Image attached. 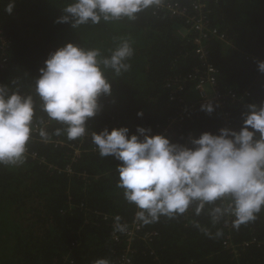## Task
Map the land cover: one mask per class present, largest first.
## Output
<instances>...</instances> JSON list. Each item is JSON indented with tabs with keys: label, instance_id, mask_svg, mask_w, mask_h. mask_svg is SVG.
<instances>
[{
	"label": "trees",
	"instance_id": "obj_1",
	"mask_svg": "<svg viewBox=\"0 0 264 264\" xmlns=\"http://www.w3.org/2000/svg\"><path fill=\"white\" fill-rule=\"evenodd\" d=\"M175 1L183 6L190 3ZM203 1L211 25L233 43V48L220 43L210 46L219 85L237 96L248 94L229 106L239 131L245 105L264 102V74L256 65L264 60V0ZM9 2L0 0V30L9 41L8 65L0 73V85L22 96L32 95L36 104L33 124L48 120L44 130L49 139L59 138L65 145L49 144L39 130L32 133L27 146L36 158L27 156L24 164L14 167L0 165V264H94L97 259L118 264L127 244L125 239H111L110 223L117 216L123 224L130 223L137 208L116 187L120 162L91 150L95 146L91 132L127 127L130 134H136L138 126L165 124L175 111L177 100L171 97L177 82L199 65L189 54L192 44L180 35L181 19L154 12L153 7L134 21L73 29L70 24L55 23L71 0H14L11 15L5 12ZM121 38L132 43L131 67L119 76L111 69L105 71L112 94L100 97L101 110L87 121V134L75 140L63 132L55 135L62 125L48 119L35 94V79L44 61L67 43L98 48L102 56H108ZM194 98L190 93L188 99ZM138 112H143L142 118ZM219 125L217 109L209 115L194 107L191 119L166 137L191 146L189 140L203 132L218 134ZM72 148L82 151L75 160ZM194 208L175 219L161 217L156 223L141 225L143 235L155 236L149 242L133 241L128 252L131 264H264V211L254 222L238 228L232 224L228 230L227 217L213 225L207 208L199 216ZM228 232L236 255L223 247ZM253 239L254 243L242 246Z\"/></svg>",
	"mask_w": 264,
	"mask_h": 264
},
{
	"label": "clouds",
	"instance_id": "obj_2",
	"mask_svg": "<svg viewBox=\"0 0 264 264\" xmlns=\"http://www.w3.org/2000/svg\"><path fill=\"white\" fill-rule=\"evenodd\" d=\"M160 2L71 0L55 23L76 29L122 19L134 21L139 13ZM14 7L11 0L5 12L11 15ZM133 55L132 43L126 38H121L108 56H102L98 48L85 49L73 43L49 54L35 79V94L48 119L62 125L55 135L63 132L75 140L87 134V121L101 110L100 97L112 94L105 71L111 69L117 76L127 72ZM256 65L264 74V60ZM35 108L32 95L22 96L0 85V165L24 164L34 131ZM201 111L210 115L215 108L209 101L201 105ZM137 116L142 118L143 112ZM242 121L239 131L223 127L218 134L203 132L189 140L191 146L172 143L166 136L153 135L150 128L139 126L136 134H130L127 127L105 128L99 134L91 132V139L102 158L120 162L116 165V187L136 206L135 219L141 225L156 223L161 217L175 219L194 205L197 216L208 209L213 225L232 217L233 226L238 228L254 222L264 211V102L246 104ZM39 136L50 140L44 129ZM115 219L116 230L124 232L121 218ZM94 264L110 261L97 259Z\"/></svg>",
	"mask_w": 264,
	"mask_h": 264
},
{
	"label": "built area",
	"instance_id": "obj_3",
	"mask_svg": "<svg viewBox=\"0 0 264 264\" xmlns=\"http://www.w3.org/2000/svg\"><path fill=\"white\" fill-rule=\"evenodd\" d=\"M189 1L190 3L188 6H183L175 0H161L159 5L153 6L154 12H164L172 18H179L182 20L183 26L180 29V35L192 44V49L189 54L199 63V65L187 73L184 78L180 80L176 78L173 81V83H175L179 80L175 88L176 94L171 97V99H176L177 103L173 115L167 119V122L165 124L156 125L157 127L155 128L144 126L146 129L150 128L153 135L162 134L167 136L169 133L173 132L181 122L191 119L194 107L201 108L202 104L209 101H211L214 108L219 111V129L228 127L235 130V123L229 106L238 103L243 96L248 95L247 93H243L237 96L231 90L221 89L219 85V70L211 59L210 46L212 43H220L225 47L233 48V43L223 31L211 25L209 21V11H207V5L203 0ZM8 47L9 41L3 37V33L0 30V73H2L8 65ZM190 93L195 96L192 101L188 99ZM41 121H43V123H41ZM41 121L33 124V133L38 134L40 129H45L49 124L48 120ZM46 142L53 144L55 147L65 145L59 138H53ZM72 150V160H75L82 151L80 148H72ZM91 150L98 151L96 146L92 147ZM27 156L36 158L35 154L30 155L28 149L26 152V157ZM67 171L71 172L69 166H67ZM232 219L234 218L227 217V224L225 227L228 230L232 228ZM116 223V219H113L110 223L112 228L111 239L114 242L125 239V243L127 244L125 252L120 256L118 264H131L128 252L133 241L142 239L149 242L152 240V237L155 236V233H146L143 235L142 226L136 221L135 216L128 224H123L119 221L121 225L126 226L124 232L116 230ZM254 242L255 240L253 239L251 242L243 243L242 246L245 247ZM223 247L228 249L232 255H236L237 249L236 246L230 242L229 232L224 237Z\"/></svg>",
	"mask_w": 264,
	"mask_h": 264
},
{
	"label": "rangeland",
	"instance_id": "obj_4",
	"mask_svg": "<svg viewBox=\"0 0 264 264\" xmlns=\"http://www.w3.org/2000/svg\"><path fill=\"white\" fill-rule=\"evenodd\" d=\"M12 167H14V166H12Z\"/></svg>",
	"mask_w": 264,
	"mask_h": 264
}]
</instances>
